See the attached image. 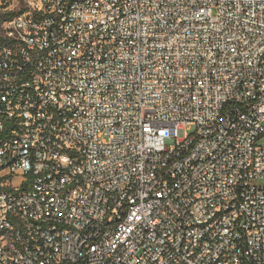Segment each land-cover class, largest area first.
Returning <instances> with one entry per match:
<instances>
[{
	"label": "built area",
	"instance_id": "built-area-1",
	"mask_svg": "<svg viewBox=\"0 0 264 264\" xmlns=\"http://www.w3.org/2000/svg\"><path fill=\"white\" fill-rule=\"evenodd\" d=\"M8 1L0 264H264V0Z\"/></svg>",
	"mask_w": 264,
	"mask_h": 264
},
{
	"label": "trees",
	"instance_id": "trees-1",
	"mask_svg": "<svg viewBox=\"0 0 264 264\" xmlns=\"http://www.w3.org/2000/svg\"><path fill=\"white\" fill-rule=\"evenodd\" d=\"M10 6H11L10 1L3 0V4L0 5V23L10 21L25 11L23 5H21L19 9H15L14 11H7L10 8Z\"/></svg>",
	"mask_w": 264,
	"mask_h": 264
},
{
	"label": "rangeland",
	"instance_id": "rangeland-1",
	"mask_svg": "<svg viewBox=\"0 0 264 264\" xmlns=\"http://www.w3.org/2000/svg\"><path fill=\"white\" fill-rule=\"evenodd\" d=\"M259 145H260V146H264V139H262V140L259 142Z\"/></svg>",
	"mask_w": 264,
	"mask_h": 264
}]
</instances>
